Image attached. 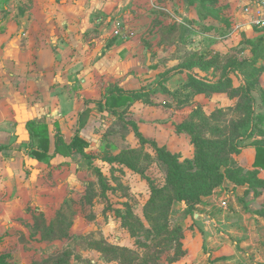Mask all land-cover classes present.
I'll use <instances>...</instances> for the list:
<instances>
[{
  "label": "rangeland",
  "instance_id": "rangeland-1",
  "mask_svg": "<svg viewBox=\"0 0 264 264\" xmlns=\"http://www.w3.org/2000/svg\"><path fill=\"white\" fill-rule=\"evenodd\" d=\"M246 1L128 0L126 42L141 46L142 65L127 89L149 95L120 116H94L101 127L90 139V158L73 157L78 168H63L42 191L44 208L25 203L16 218L0 222V258L10 264L211 261L204 235L218 227L210 219L260 209L264 189L248 192L225 180L198 203L180 202L152 143L195 176L204 177L202 161L234 175L253 170L255 152L245 147L252 141H241L250 121L238 90L250 76L264 89V31L245 23ZM135 19L137 28L130 24ZM245 60L232 86L212 91L231 63ZM261 95L253 91L256 113H264ZM215 185L210 177L204 188Z\"/></svg>",
  "mask_w": 264,
  "mask_h": 264
},
{
  "label": "crops",
  "instance_id": "crops-1",
  "mask_svg": "<svg viewBox=\"0 0 264 264\" xmlns=\"http://www.w3.org/2000/svg\"><path fill=\"white\" fill-rule=\"evenodd\" d=\"M127 6L128 0H0V222L16 218L25 203L44 208L42 191L63 168H78L72 162L79 155L65 148L55 154L58 132L66 144L78 130L90 142L101 127L97 113L120 116L126 108L100 112L95 102L112 87L131 90V75L141 72L142 48L126 42ZM139 20L130 24L137 28ZM28 122L48 126L51 159L27 154ZM211 222L219 232L208 227L204 235L207 264H264V219L255 211L234 210ZM189 264L206 263L199 257Z\"/></svg>",
  "mask_w": 264,
  "mask_h": 264
},
{
  "label": "trees",
  "instance_id": "trees-1",
  "mask_svg": "<svg viewBox=\"0 0 264 264\" xmlns=\"http://www.w3.org/2000/svg\"><path fill=\"white\" fill-rule=\"evenodd\" d=\"M247 61L248 60L231 63L223 76L216 82L211 83L212 91L218 92L219 90L232 86V75L239 73ZM169 77L170 76H167L164 81H168ZM244 81V85L239 88L238 92L241 93L244 98L245 105L242 109L247 115L250 123L241 137V141H252L251 144L245 147L255 151L253 170L246 174L239 172L238 175H234L230 171L224 173L220 167L209 165L202 161L204 177L195 176L188 174V172L185 171L184 166L178 161L175 155L169 153L163 147L158 146L156 142L152 143L158 154L159 160L168 169L169 185L175 189L177 199L180 202L198 203L201 200V197L208 196L214 188L222 185L225 180H229L237 186L248 187V192H257L264 189V180L260 178V171L264 170V113H256V100L253 96V91L260 90L264 104V89H262L258 82H255L251 76ZM148 95L149 93H147L145 89L125 90L119 87H112L111 90L104 95L103 100L96 101L95 103L100 112L108 111L115 114L116 109L128 107ZM27 128L30 140L33 143L29 147L27 154L33 156L39 162L51 159L53 156L50 153V135L48 126L46 124L28 122ZM80 133L81 130H78L70 143L66 144L64 137L58 132L55 136V154L60 153L62 148H65L71 154L89 159L88 149L90 148V142L81 137ZM256 137L258 138L256 139ZM193 142L199 148V151H201L202 147L199 141L193 140ZM201 159H204L203 154L201 155ZM210 177L215 178L216 185L204 188ZM197 190L202 191V193L199 194ZM255 213L264 219V204L260 209L256 210ZM0 264L10 263L0 258Z\"/></svg>",
  "mask_w": 264,
  "mask_h": 264
},
{
  "label": "built area",
  "instance_id": "built-area-1",
  "mask_svg": "<svg viewBox=\"0 0 264 264\" xmlns=\"http://www.w3.org/2000/svg\"><path fill=\"white\" fill-rule=\"evenodd\" d=\"M241 14L249 27L264 31V0H247ZM228 199L226 197L221 201L223 209H228Z\"/></svg>",
  "mask_w": 264,
  "mask_h": 264
}]
</instances>
